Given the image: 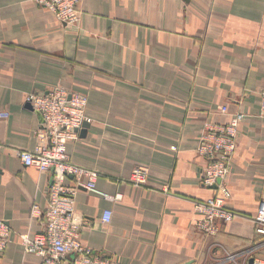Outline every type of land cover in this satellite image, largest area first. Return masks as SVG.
<instances>
[{"label": "crops", "instance_id": "obj_1", "mask_svg": "<svg viewBox=\"0 0 264 264\" xmlns=\"http://www.w3.org/2000/svg\"><path fill=\"white\" fill-rule=\"evenodd\" d=\"M79 11L71 26L30 0H0V111L9 113L0 118V220L11 229L0 264L41 263L19 235L40 232L30 213L46 206L51 175L15 151L32 150L41 125L25 96L58 84L88 96L90 122L67 143L70 161L97 170L99 190L121 195L77 192L85 246L122 264L264 257L252 222L264 203V0H81ZM237 112L245 116L225 202L236 216L204 235L192 226L193 203L218 191L201 182L195 147L206 122ZM136 166L148 170L145 185L128 182Z\"/></svg>", "mask_w": 264, "mask_h": 264}, {"label": "built area", "instance_id": "obj_2", "mask_svg": "<svg viewBox=\"0 0 264 264\" xmlns=\"http://www.w3.org/2000/svg\"><path fill=\"white\" fill-rule=\"evenodd\" d=\"M30 1L48 10L59 23L74 26L80 20L81 0ZM258 97V115L264 117V85L258 91ZM25 102L39 115L41 125L34 133V148L17 150L15 155L25 167H32L40 173L48 172L51 178L46 206L41 208L33 203L31 208V219H42L40 232L34 236L27 232L19 235L23 252L39 256L40 264H122L112 257L94 253L80 239L83 223L75 210L77 192L83 188L106 199L121 197H111L99 190L96 179L100 173L70 161L67 153V143L77 136V131L84 122H90L85 114L88 96L58 84L46 93H28ZM227 110V105L219 107L222 114H226ZM244 116L237 112L227 123L206 122L199 134L195 153L204 161L201 182L206 186H216L218 191L215 196L193 203L198 216L192 226L204 235H215L221 223L230 222L236 216L234 211L225 206V202L231 196L227 179L231 174L238 129ZM8 117L7 111H0V118ZM2 148L0 143V149ZM171 148L176 150V147ZM68 177L72 180L70 184L66 182ZM147 177L148 170L136 166L132 169L128 182L142 186L146 184ZM110 218L111 211H103L101 222L107 224ZM252 222L255 234L264 241V203L260 204ZM10 230L9 225L0 220V259L7 247ZM224 260L227 264H264V257L253 258L247 263L229 253Z\"/></svg>", "mask_w": 264, "mask_h": 264}, {"label": "water", "instance_id": "obj_3", "mask_svg": "<svg viewBox=\"0 0 264 264\" xmlns=\"http://www.w3.org/2000/svg\"><path fill=\"white\" fill-rule=\"evenodd\" d=\"M87 123L86 122H84L83 124H82V128H84V127H87Z\"/></svg>", "mask_w": 264, "mask_h": 264}]
</instances>
